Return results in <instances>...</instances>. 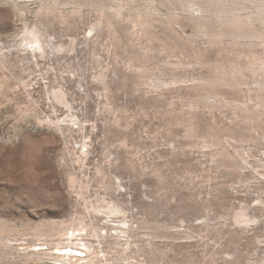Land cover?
<instances>
[{
    "label": "rangeland",
    "instance_id": "rangeland-1",
    "mask_svg": "<svg viewBox=\"0 0 264 264\" xmlns=\"http://www.w3.org/2000/svg\"><path fill=\"white\" fill-rule=\"evenodd\" d=\"M201 6L0 0V264H264V12Z\"/></svg>",
    "mask_w": 264,
    "mask_h": 264
},
{
    "label": "bare ground",
    "instance_id": "bare-ground-1",
    "mask_svg": "<svg viewBox=\"0 0 264 264\" xmlns=\"http://www.w3.org/2000/svg\"><path fill=\"white\" fill-rule=\"evenodd\" d=\"M201 3H202V8L204 9V11H206L207 12V10H208V8H210L211 6H224V8H225V10H221V11H219L220 13H223L224 14V16H218L219 18H220V20H221V23H223L224 25H226V26H229V28L230 27H236L237 29L238 28H241V27H243V26H245V25H248L251 21H252V19H255V16H257L258 14H255L254 13V15H253V13L251 12L250 14H245V15H243V14H240V13H237L236 12V10H233L234 8H232L231 6H232V4H235L236 2H238V1H241V0H199ZM243 1V0H242ZM245 1V0H244ZM246 1H250V2H254V3H256L258 6H256L257 8L259 7V11L261 12V14H262V12H264V0H246ZM233 2V3H232ZM50 4H51V2H50ZM228 4V5H227ZM200 5V4H199ZM255 5V4H254ZM14 6L16 7V9H17V5L16 4H14ZM42 7V6H41ZM231 7V8H230ZM46 8H48L47 6H46ZM238 8V7H237ZM41 9V8H40ZM43 9H44V7H43ZM45 10V9H44ZM59 11H61V9L59 8V6H58V1H53V5L50 7V8H48L47 10H45V11H42V12H54L55 14H56V12L57 13H59ZM76 12V11H75ZM210 12V11H209ZM256 12V11H255ZM46 13L44 14V15H46ZM62 13H64L63 11H62ZM80 13V12H79ZM38 14V13H37ZM40 14H42V13H40ZM48 14H50L51 15V13H48ZM46 15L47 17L49 16L50 17V15ZM64 15V14H63ZM43 16V15H42ZM54 16H56V15H54ZM59 16H61V15H59ZM53 17V16H52ZM62 17V16H61ZM254 17V18H253ZM258 17V16H257ZM45 18V17H44ZM262 18H264V16L262 17ZM262 21L264 22V20L262 19ZM222 24V25H223ZM225 26V27H226ZM224 27V26H223ZM228 27H227V29H229ZM215 29V28H214ZM224 29V28H223ZM232 30V29H231ZM217 31V30H216ZM224 31V30H223ZM225 31H226V29H225ZM243 31V30H242ZM228 32V31H227ZM227 32H222L221 31V33H218V34H214V36L216 37V36H219V35H223V34H226ZM39 32L34 28V29H30V28H27V29H25V31H23V36L20 38V40H19V47H16V49H17V52H23V51H25V52H27V53H29V54H32V55H34V56H37V53L39 52V51H41L42 50V46H41V41H40V38H39V34H38ZM245 33V32H244ZM252 34V33H251ZM22 49H21V48ZM28 48V49H27ZM2 57H0V64H1V67L2 66H4L5 65V62H3V61H7L8 60V57L6 56V54L5 55H1ZM222 64V63H221ZM221 64H219V66L221 65ZM217 66V65H216ZM228 67H230V66H228ZM239 67V66H238ZM232 70H234L235 72H240V69H237V68H234V67H230ZM216 69V71L218 72L219 71V73L218 74H220V76H218L215 80H214V82H219V81H225L226 79L224 78L225 77V75H223L226 71H224V68L222 69L221 67H216L215 68ZM260 69V68H259ZM225 70H226V68H225ZM228 70V69H227ZM232 70H231V72H232ZM258 70V69H257ZM228 72V71H227ZM230 73V72H229ZM242 73V72H241ZM231 74V73H230ZM230 74H228V75H230ZM223 75V76H222ZM232 75V74H231ZM230 75V76H231ZM234 75H236L235 73H234ZM230 79V78H229ZM235 79V78H234ZM237 80V79H236ZM228 81V80H227ZM234 81V80H233ZM231 82H232V80H231ZM228 84V83H227ZM233 84H234V82H233ZM232 84V85H233ZM262 85L264 86V82L262 81ZM264 93V92H263ZM264 95V94H263ZM264 98V97H263ZM260 102V101H259ZM260 104H263L262 103V99H261V102H260ZM262 106V105H261ZM70 111V110H69ZM71 112V111H70ZM73 116V115H72ZM60 124V123H59ZM60 127V126H59ZM78 129V131H81L82 130V127H79V128H77ZM86 146V144H84L83 145V147H85ZM73 182V181H72ZM115 212H111V214H114ZM78 226L79 227H81V228H84L86 225L84 224V222H82L81 220L80 221H78V222H76V223H72V224H70V228L68 229V230H74V231H77V230H80L79 228H78ZM72 248V247H71ZM86 254H89V252H86ZM33 255V254H32ZM39 256V255H38ZM54 256V255H53ZM59 264H70V262H64V263H62V262H60L59 261Z\"/></svg>",
    "mask_w": 264,
    "mask_h": 264
}]
</instances>
